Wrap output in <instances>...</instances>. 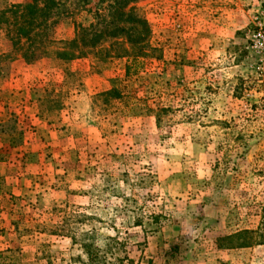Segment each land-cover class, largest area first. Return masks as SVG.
I'll return each mask as SVG.
<instances>
[{
    "label": "rangeland",
    "instance_id": "374dc122",
    "mask_svg": "<svg viewBox=\"0 0 264 264\" xmlns=\"http://www.w3.org/2000/svg\"><path fill=\"white\" fill-rule=\"evenodd\" d=\"M55 2L0 29V264H264V0Z\"/></svg>",
    "mask_w": 264,
    "mask_h": 264
},
{
    "label": "trees",
    "instance_id": "16d2710c",
    "mask_svg": "<svg viewBox=\"0 0 264 264\" xmlns=\"http://www.w3.org/2000/svg\"><path fill=\"white\" fill-rule=\"evenodd\" d=\"M127 2L130 0H123V5ZM56 6L55 0H31L11 5L0 12V29L5 27L10 34L12 48L20 52L24 50L23 57L29 63L35 61L41 49H45L46 44L49 43L45 33L52 24L50 21ZM75 42L73 40L69 45H75ZM83 53L78 55H84ZM56 55L60 59H71L75 56L65 49H61ZM129 72L130 66H127L126 73Z\"/></svg>",
    "mask_w": 264,
    "mask_h": 264
},
{
    "label": "crops",
    "instance_id": "0c3cea01",
    "mask_svg": "<svg viewBox=\"0 0 264 264\" xmlns=\"http://www.w3.org/2000/svg\"><path fill=\"white\" fill-rule=\"evenodd\" d=\"M34 70H37V67L36 66L35 67L30 66V69L28 71L32 72ZM26 76L28 77V75H26ZM26 76L24 75V78ZM32 79L35 80L34 79V73L32 74V76H29L28 80L24 81V85L26 86L29 82H33ZM23 144H25V143H23ZM30 144H31V141H30ZM21 149H22V147L18 146L16 148L12 149V151L15 153L17 151H19V154H15V155L17 157H20V155H22V152H20ZM15 163H17L16 159H11L10 157H8L5 161H0V183H2V187L0 188V199L4 198L3 196L5 194V191H7V189L4 186L10 187V185H11L12 190H18L16 188L17 187V184H16L17 179L15 178V176L18 174V173H16V171L19 170L18 169L19 167L17 168ZM0 222H1V219H0ZM0 225H1V223H0Z\"/></svg>",
    "mask_w": 264,
    "mask_h": 264
},
{
    "label": "built area",
    "instance_id": "2783aa9c",
    "mask_svg": "<svg viewBox=\"0 0 264 264\" xmlns=\"http://www.w3.org/2000/svg\"><path fill=\"white\" fill-rule=\"evenodd\" d=\"M262 16L264 20V13L262 14ZM262 25L263 29L261 28V31L263 32H259L256 36H254V39L252 40L253 48L262 47V45L264 44V22Z\"/></svg>",
    "mask_w": 264,
    "mask_h": 264
}]
</instances>
